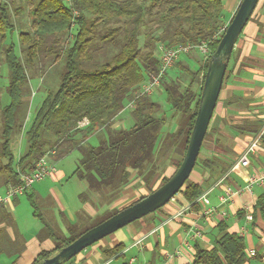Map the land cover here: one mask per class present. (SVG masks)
<instances>
[{
    "label": "trees",
    "instance_id": "obj_1",
    "mask_svg": "<svg viewBox=\"0 0 264 264\" xmlns=\"http://www.w3.org/2000/svg\"><path fill=\"white\" fill-rule=\"evenodd\" d=\"M224 4L225 0H23L22 4L17 0H0V67L8 70L5 94L0 98V194L21 184V175L42 157L56 162L74 150L80 152L74 174L86 181L92 191L103 187L121 191L129 183L132 170L146 173L164 119L160 115L161 104L151 93H144L142 87L161 68V47L206 43L210 52L196 61L197 68L189 66L188 60H195L191 55L197 51L192 50L183 54L187 62L181 57L160 81L171 109L189 116L186 153L208 62L233 17L226 19ZM23 14L29 19L22 23L18 17ZM234 55L235 49L222 89L234 77ZM60 61L64 62L65 71L56 88L46 89L26 130V148L17 157L13 140L17 133L23 132L31 102L29 73L36 69L43 71ZM173 67L187 74V84L171 75ZM235 99L243 100L233 95L224 103L231 105ZM220 100L219 97L218 103ZM127 108L134 124L128 128L115 126ZM214 115L205 138L210 134ZM234 127L240 131L246 127L254 132L259 130L256 122ZM104 132L106 136H101L97 145L91 144L89 140L94 134L105 135ZM199 165L221 176L232 164L216 156L202 158L199 154L196 166ZM192 176L193 172L178 194L191 204L192 210L201 212L202 205L197 200L204 189L199 182L190 180ZM147 180L148 185L150 179ZM167 180V176L161 179L163 183ZM26 195L37 215L34 197L29 192ZM87 196L81 195L84 199ZM253 214L254 218L260 216L264 220V194L258 197ZM92 226L80 231L77 224L70 223L67 236L52 233L55 248L42 251L33 263L71 243ZM220 230L223 233L213 248L196 246L192 264L249 262L245 238L229 232L225 223H221ZM7 238L5 229L0 228L1 250ZM123 248L124 244L119 243L104 248L103 253L109 258L120 254Z\"/></svg>",
    "mask_w": 264,
    "mask_h": 264
},
{
    "label": "crops",
    "instance_id": "obj_2",
    "mask_svg": "<svg viewBox=\"0 0 264 264\" xmlns=\"http://www.w3.org/2000/svg\"><path fill=\"white\" fill-rule=\"evenodd\" d=\"M240 2L225 0L227 20L235 14ZM261 27H264V1L261 8L257 9L255 17L249 20L247 27L245 26L242 37L237 42L239 50L234 55V77L221 91L220 99L223 90L225 97L220 101L221 107L217 106L215 109L214 126L211 127L207 145H203L200 152L202 158L216 156L232 165L221 176L200 165L195 166L193 172L192 179L202 185L203 194H206L209 204H201L202 211L196 212L191 209V204L185 198L177 197L137 225L131 223L132 227H124L112 233L115 239L111 247L119 243L124 244L120 254L105 257L102 247L93 244L65 264H192L197 245L204 249L215 246L216 239L223 233L220 230L221 223L226 224L229 232L238 233L248 241L246 244L250 259L247 264H264V220L260 216L254 218L253 214L258 197L264 194V184H254L250 190L230 197L227 202L221 201V197L226 195L227 187H245L251 174L264 171V135L261 149L251 155L250 166L233 167L264 127V29L261 31ZM195 53L191 56L195 57V62L200 61ZM233 95L242 97L243 100L235 99L236 102L227 106L224 100ZM252 122L258 123L257 132L249 130V127L244 131L234 127L250 125ZM122 123L118 118L114 125ZM172 169L173 167H169L167 173L170 174ZM136 173L139 174L137 170L131 171L130 179L133 178V181L125 186L113 205L119 206L136 194L134 185L140 179L135 178ZM58 174L53 178H59L60 173ZM36 183L28 191L34 198L41 195L35 188ZM24 196L27 195L16 196L10 203L0 204V228H4L8 236L4 250L0 249L2 264H13L14 261L17 264H32L34 261L24 260V252L29 248V244L21 239L19 235L23 234L20 231L19 234L14 233L8 225L15 222L14 212ZM208 205L213 207L214 211L205 215L204 210ZM246 207L250 208L253 221L247 220ZM254 238H258V244L254 243ZM55 246L56 244H49L48 247H42L38 244L35 258L42 251L53 250ZM251 250H255L254 256L249 254ZM251 259L257 262L253 263Z\"/></svg>",
    "mask_w": 264,
    "mask_h": 264
},
{
    "label": "rangeland",
    "instance_id": "obj_3",
    "mask_svg": "<svg viewBox=\"0 0 264 264\" xmlns=\"http://www.w3.org/2000/svg\"><path fill=\"white\" fill-rule=\"evenodd\" d=\"M263 1L264 0L259 1L250 21L253 19V17H255L257 9L259 7L261 8L263 5ZM17 2L18 4H22L23 0H17ZM18 19V21L21 20L23 23V21L28 20L29 17L27 14H23L18 17ZM242 33L240 37H242ZM238 44L237 47H234L235 52L239 50ZM17 52L20 53V49H18ZM195 54L200 60L202 59L203 55H201L199 52H196ZM182 60L187 62L185 56H182ZM188 61H190L189 66L192 68L198 67V63H196L194 59H189ZM177 68L178 67H173L171 69V75H173L175 79L180 80L182 84H187L189 82V77L187 74H185V72H181V70H178ZM64 71V62L60 61L54 66L48 67L43 71L36 69V72L34 71L29 73V76L32 78L30 82L32 96L29 98L31 102L28 105V114L25 120L23 132L17 133L13 140V148L17 157L23 153L26 148V130L31 124L36 107L45 97L46 89L48 87L54 89L58 86ZM7 74L8 70L0 67L1 99L3 98V94H5L4 87L8 80ZM151 97L161 104L162 110L160 115L163 116L164 124L159 133L158 145L154 157L147 164L148 171H146L144 174H134L136 179L140 178L134 185V189L137 191L136 194L126 202L117 206L113 205L115 203L114 201H117V198L121 196L125 187H123L121 191L117 190V192H114L110 187H103L99 191L90 190L87 182L81 180L74 174L77 168L78 160L80 158V152L78 150L72 151L68 155L55 162L57 168L56 175H59L58 173H60L59 178L55 179L53 177H48L37 181L35 184L36 190L41 194L39 197L37 196L34 198L38 208V214L35 215L34 208L32 207L30 200L27 196H24L21 198L20 203L14 212L16 224L15 222L8 224L9 228H11L14 233L19 234L20 231V233L23 234L22 236L19 235L21 239L25 240L26 243L29 244V248L24 252V260L27 262L34 260L35 256L37 255L36 246L38 244H40L42 247H48L49 244L54 246L56 243L55 239L51 236L52 233L57 237L67 236L68 225L70 223L77 224L80 231H83L88 226H94L115 214L117 209L119 211L124 208V206H128L130 202H133L143 195L149 194L152 188H158L163 184V181H161L163 176H167L169 178L175 172V170L178 168V162L185 155V132L187 130L189 116L183 112H175L173 109H171L170 105L166 101V94L162 83L154 88L153 92L151 93ZM224 97L225 91L223 90L221 100ZM220 101L218 107H221ZM120 119L123 121V123L122 125L120 124L119 127L128 128L134 124L129 108H127L121 114ZM212 123L214 126V118ZM101 136H106V133L105 135L94 134L89 141L91 144L97 145ZM208 137L207 140L205 138L203 142L204 146L207 145ZM169 167H173L170 174L167 173ZM195 169L196 167L194 168V171ZM145 175L148 176L145 177ZM148 178L150 179V183L148 184L149 187L146 182L148 181ZM132 179H130L129 183ZM190 180L193 179L190 178ZM142 188H144V190H142ZM83 193L88 194L86 199L81 197ZM177 197H182V194H177L173 200H176ZM149 216H151V214L133 223L137 225L141 220L146 219ZM132 225L133 224H129L126 226L127 228H125L128 229L129 227H132ZM113 239H115L114 234L99 240L95 244H98L100 247H102V249L108 248L111 247ZM253 241L254 243L258 244V238H254ZM246 243L248 244L247 240ZM251 260H253V263L257 262L254 259ZM0 264H2L1 260Z\"/></svg>",
    "mask_w": 264,
    "mask_h": 264
},
{
    "label": "water",
    "instance_id": "obj_4",
    "mask_svg": "<svg viewBox=\"0 0 264 264\" xmlns=\"http://www.w3.org/2000/svg\"><path fill=\"white\" fill-rule=\"evenodd\" d=\"M259 0H241L235 14L211 55L205 73L199 107L184 158L166 182L135 203L128 205L104 221L92 226L71 243L56 249L33 264H65L99 240L153 213L179 193L193 172L206 133L214 115L234 47L253 15Z\"/></svg>",
    "mask_w": 264,
    "mask_h": 264
},
{
    "label": "built area",
    "instance_id": "obj_5",
    "mask_svg": "<svg viewBox=\"0 0 264 264\" xmlns=\"http://www.w3.org/2000/svg\"><path fill=\"white\" fill-rule=\"evenodd\" d=\"M192 50L199 51L203 56H208L210 49L206 43H203L199 46H178L175 48H162L161 47V68L157 74H153L150 77V80L145 83L142 87V91L144 93H152L154 88L160 84L161 78L166 70L171 68L176 61H178L183 54L188 53ZM133 106V103L130 104ZM264 135V127L260 131L259 134L253 139L250 145L247 147L244 154L239 158V160L233 165V167L242 166V167H249L251 164V155L254 154L256 151L261 149V140ZM57 168L56 164L53 161H50L46 157H42L33 168L29 169L27 172L21 175V184L17 186H10L4 193L0 194V204H8L10 201L20 195L26 194L29 189L33 186L34 183L37 181L48 178V177H56L57 175ZM254 184H264V171L262 172H254L249 176L248 183L245 187L240 188H232L227 187L226 195L221 197L222 202H227V200L237 194H240L246 190H250ZM203 205L209 204V200L206 194H202L198 200ZM189 208V206L187 207ZM245 210L247 211V220L253 221V214L250 212V208L246 207ZM214 211L213 207L209 205L205 208L204 214L210 215ZM198 234V232H196ZM200 234V233H199ZM251 256L255 255V250H251L249 252Z\"/></svg>",
    "mask_w": 264,
    "mask_h": 264
}]
</instances>
